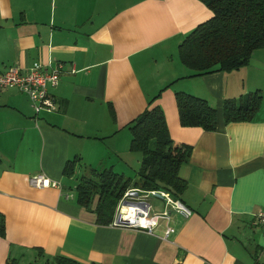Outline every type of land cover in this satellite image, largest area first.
Segmentation results:
<instances>
[{
    "label": "crops",
    "instance_id": "obj_1",
    "mask_svg": "<svg viewBox=\"0 0 264 264\" xmlns=\"http://www.w3.org/2000/svg\"><path fill=\"white\" fill-rule=\"evenodd\" d=\"M210 16L199 0H0V70L61 67L47 88L52 111L33 114L22 93L0 89V264L56 255L80 264H264V225L254 221L264 209V97L251 121L224 123L221 111L225 99L264 92V48L236 70L193 75L177 45ZM176 91L215 109L213 131L179 125ZM156 95L170 138L190 146L178 169L190 213L170 211L152 232L98 224L70 184L84 165L113 169L107 156L139 165L127 124ZM38 174L56 185L29 186Z\"/></svg>",
    "mask_w": 264,
    "mask_h": 264
},
{
    "label": "trees",
    "instance_id": "obj_2",
    "mask_svg": "<svg viewBox=\"0 0 264 264\" xmlns=\"http://www.w3.org/2000/svg\"><path fill=\"white\" fill-rule=\"evenodd\" d=\"M199 1L211 16L192 28L176 49L179 62L193 75L236 70L249 63L255 50L264 48V0ZM156 97L151 98L127 124L130 134L128 150L140 154L138 168L132 177L124 178L110 166L95 168L88 165L82 166L76 176L75 202L91 211L98 224L111 222L116 202L127 188L164 190L180 201L185 182L179 178L178 169L187 160L190 146L170 138L160 107L152 103ZM173 97L179 125L214 130L215 109L204 99L182 91L174 92ZM262 98L261 91L257 89L239 96L237 100H223V122L251 121L261 106ZM107 108L111 120H114L111 105L107 104ZM75 162V159L65 161L62 168L65 177L74 174ZM3 232L0 214V236ZM10 262L12 260H7ZM47 263L80 264L61 255L53 256Z\"/></svg>",
    "mask_w": 264,
    "mask_h": 264
},
{
    "label": "built area",
    "instance_id": "obj_3",
    "mask_svg": "<svg viewBox=\"0 0 264 264\" xmlns=\"http://www.w3.org/2000/svg\"><path fill=\"white\" fill-rule=\"evenodd\" d=\"M60 68L59 63L47 65L33 63L25 70L16 65L8 66L0 70V89L13 88L22 93L27 98L33 114L52 111L55 107L54 100L47 88L57 84ZM28 184L35 188L56 185L40 174L28 178ZM149 196L160 200L161 211L150 212L151 205L146 200ZM170 211L185 216L190 213L188 208L173 199L167 191L127 188L116 202L110 224L152 232L159 220H168ZM254 221L264 225V209L255 214ZM172 232L171 227H165L162 238H166Z\"/></svg>",
    "mask_w": 264,
    "mask_h": 264
},
{
    "label": "rangeland",
    "instance_id": "obj_4",
    "mask_svg": "<svg viewBox=\"0 0 264 264\" xmlns=\"http://www.w3.org/2000/svg\"><path fill=\"white\" fill-rule=\"evenodd\" d=\"M262 95L264 97V92L262 93ZM107 157H108V159H107ZM107 157L105 159H107L108 161H105L103 163L104 166L112 164L113 165V170L115 172H117V173H121L124 178L125 177H132L134 175V172L136 171L138 164L135 165V166H133L132 164L131 165L130 164L126 165L124 163L116 162V160L112 156H107ZM70 186H71V190H74L73 185L70 184ZM146 200L151 205L150 212H159V211H161V207H160L159 201L156 200V197L149 196ZM37 260H41V259H36V261ZM41 262H43V260Z\"/></svg>",
    "mask_w": 264,
    "mask_h": 264
}]
</instances>
